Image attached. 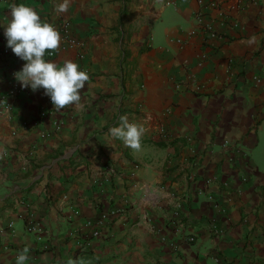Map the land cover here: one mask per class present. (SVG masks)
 Segmentation results:
<instances>
[{
    "label": "crops",
    "instance_id": "1",
    "mask_svg": "<svg viewBox=\"0 0 264 264\" xmlns=\"http://www.w3.org/2000/svg\"><path fill=\"white\" fill-rule=\"evenodd\" d=\"M61 2L0 0L89 75L58 110L0 27V264H264V0Z\"/></svg>",
    "mask_w": 264,
    "mask_h": 264
},
{
    "label": "clouds",
    "instance_id": "2",
    "mask_svg": "<svg viewBox=\"0 0 264 264\" xmlns=\"http://www.w3.org/2000/svg\"><path fill=\"white\" fill-rule=\"evenodd\" d=\"M69 4L70 0H62L57 11H68ZM0 27L4 30L6 45L26 62L14 74L21 87L33 91L43 88L58 110L66 105H80V90L89 80L88 73L75 61L67 60L61 66L44 58L46 50L57 49L60 44V34L53 24L42 20L33 7L19 3L11 6L10 19ZM120 120L118 126L109 129L111 136L139 150L145 126L139 122H130L126 115L121 116ZM28 252L29 249L24 248L16 256L15 264H25L29 260Z\"/></svg>",
    "mask_w": 264,
    "mask_h": 264
},
{
    "label": "built area",
    "instance_id": "3",
    "mask_svg": "<svg viewBox=\"0 0 264 264\" xmlns=\"http://www.w3.org/2000/svg\"><path fill=\"white\" fill-rule=\"evenodd\" d=\"M199 4L201 5L202 9L207 5L205 0H199ZM214 5V3H212ZM200 9V10H202ZM205 32H211L212 31V27L210 25H206L204 28ZM193 34L195 33V31L192 32ZM48 57H53L54 56V52L53 51H49L47 53ZM87 72V71H86ZM195 238L194 237H190V240L193 241Z\"/></svg>",
    "mask_w": 264,
    "mask_h": 264
}]
</instances>
